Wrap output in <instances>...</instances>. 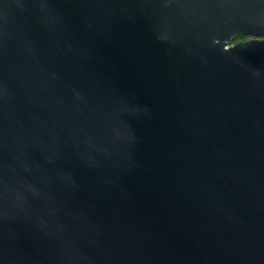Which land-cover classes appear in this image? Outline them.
I'll list each match as a JSON object with an SVG mask.
<instances>
[{
	"label": "water",
	"instance_id": "1",
	"mask_svg": "<svg viewBox=\"0 0 264 264\" xmlns=\"http://www.w3.org/2000/svg\"><path fill=\"white\" fill-rule=\"evenodd\" d=\"M0 264H264V0H0Z\"/></svg>",
	"mask_w": 264,
	"mask_h": 264
},
{
	"label": "flooded vegetation",
	"instance_id": "2",
	"mask_svg": "<svg viewBox=\"0 0 264 264\" xmlns=\"http://www.w3.org/2000/svg\"><path fill=\"white\" fill-rule=\"evenodd\" d=\"M248 39H249L248 37H241V38H238L237 40H240V42H243V41L248 40Z\"/></svg>",
	"mask_w": 264,
	"mask_h": 264
},
{
	"label": "rangeland",
	"instance_id": "3",
	"mask_svg": "<svg viewBox=\"0 0 264 264\" xmlns=\"http://www.w3.org/2000/svg\"><path fill=\"white\" fill-rule=\"evenodd\" d=\"M245 41H247V40H245ZM237 42H240V40H237V39H236V40H234L233 43H237Z\"/></svg>",
	"mask_w": 264,
	"mask_h": 264
}]
</instances>
